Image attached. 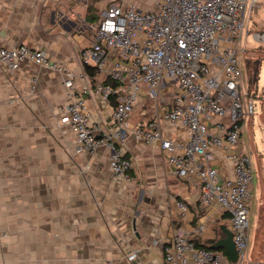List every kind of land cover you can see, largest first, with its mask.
Instances as JSON below:
<instances>
[{"label": "crops", "instance_id": "1", "mask_svg": "<svg viewBox=\"0 0 264 264\" xmlns=\"http://www.w3.org/2000/svg\"><path fill=\"white\" fill-rule=\"evenodd\" d=\"M113 2L0 0V45H32L74 71L98 137L112 128L115 96L94 93L106 79L88 73L82 50L93 41L89 23ZM69 98L64 73L0 64V264H165L178 228L207 220L195 239L208 246L224 235L211 224L227 225L225 216L202 204L199 185L175 174L158 142L127 133L115 143L131 160L129 178L114 176L109 145L78 151L75 131L62 122ZM154 104L142 94L131 124L150 119ZM178 199L190 206L184 217Z\"/></svg>", "mask_w": 264, "mask_h": 264}, {"label": "built area", "instance_id": "2", "mask_svg": "<svg viewBox=\"0 0 264 264\" xmlns=\"http://www.w3.org/2000/svg\"><path fill=\"white\" fill-rule=\"evenodd\" d=\"M147 1V9L113 2L89 23L93 41L82 50V59L106 79L93 91L105 99L115 96L112 128L99 129V137L75 90L77 75L66 65L26 43L0 45V64L16 70L31 62L64 73L70 98L62 122L75 131L78 151L109 145L117 179L129 178L131 160L115 143L130 133L137 141L158 142L175 174L199 185L202 204L222 212L233 234L236 261L224 249L196 244L195 237L208 228L207 220H200L193 229L174 232L165 245V264H251L254 175L241 138L245 118L256 109L254 95L244 92L243 55L249 33L262 43L264 31L251 28L249 0ZM259 1L250 0V11ZM142 94L154 101V113L132 125ZM164 95L172 101L166 103ZM177 206L183 217L190 210L183 199ZM136 256L132 252L128 258Z\"/></svg>", "mask_w": 264, "mask_h": 264}, {"label": "rangeland", "instance_id": "3", "mask_svg": "<svg viewBox=\"0 0 264 264\" xmlns=\"http://www.w3.org/2000/svg\"><path fill=\"white\" fill-rule=\"evenodd\" d=\"M123 4L147 9V0H119ZM250 11V0L247 15L250 12V25L253 30L264 31V0L259 1ZM245 93L254 95L255 113L244 120V132L241 148L251 159L254 182L253 195L250 200V246L248 257L251 264L264 263V42L254 40L252 32L248 35V50L243 55ZM246 63V64H245ZM258 71V74L256 73ZM248 98V97H247ZM248 101V99H247ZM222 221L212 222V230L219 234Z\"/></svg>", "mask_w": 264, "mask_h": 264}, {"label": "water", "instance_id": "4", "mask_svg": "<svg viewBox=\"0 0 264 264\" xmlns=\"http://www.w3.org/2000/svg\"><path fill=\"white\" fill-rule=\"evenodd\" d=\"M220 229L223 232V236L216 240L212 245L211 248L214 249H224L228 256L231 258L232 261H236L238 258V253L235 248V244L233 241V234L231 229L226 225L222 224Z\"/></svg>", "mask_w": 264, "mask_h": 264}, {"label": "trees", "instance_id": "5", "mask_svg": "<svg viewBox=\"0 0 264 264\" xmlns=\"http://www.w3.org/2000/svg\"><path fill=\"white\" fill-rule=\"evenodd\" d=\"M246 64V63H245ZM86 70L88 71V73L90 74V75H93L95 72H96V69H95V67H93V66H91V65H87L86 66ZM256 73L258 74V71H256ZM223 233V232H222ZM196 241V244L197 245H199V246H206V247H210L211 248V245L213 244H211V245H204V244H201L197 239L195 240Z\"/></svg>", "mask_w": 264, "mask_h": 264}]
</instances>
